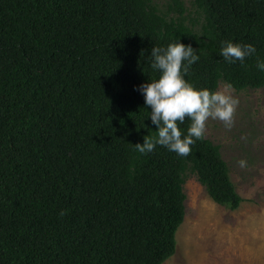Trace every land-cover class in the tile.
I'll return each instance as SVG.
<instances>
[{
  "label": "trees",
  "instance_id": "obj_1",
  "mask_svg": "<svg viewBox=\"0 0 264 264\" xmlns=\"http://www.w3.org/2000/svg\"><path fill=\"white\" fill-rule=\"evenodd\" d=\"M179 40L196 88H264V0H0V264H165L188 173L241 206L206 135L186 157L135 149L156 136L138 90L159 77L151 49ZM223 41L257 51L229 63Z\"/></svg>",
  "mask_w": 264,
  "mask_h": 264
},
{
  "label": "rangeland",
  "instance_id": "obj_2",
  "mask_svg": "<svg viewBox=\"0 0 264 264\" xmlns=\"http://www.w3.org/2000/svg\"><path fill=\"white\" fill-rule=\"evenodd\" d=\"M219 90L239 100L234 124L229 129L209 119L205 135L220 147L244 201L237 210L219 205L188 173L185 221L176 254L165 264H264V88L237 91L221 84Z\"/></svg>",
  "mask_w": 264,
  "mask_h": 264
},
{
  "label": "clouds",
  "instance_id": "obj_3",
  "mask_svg": "<svg viewBox=\"0 0 264 264\" xmlns=\"http://www.w3.org/2000/svg\"><path fill=\"white\" fill-rule=\"evenodd\" d=\"M256 51L250 43L223 41L219 55L229 63L239 61L243 65ZM149 59L151 69L159 77L142 83L138 90L144 97L145 108L151 109L148 119L156 127V136L147 135L143 143L134 144L138 152L147 154L160 145L186 157L191 153L190 146L205 138L209 119L222 121L225 128L233 126L238 98L225 91L196 88L186 79L190 67L200 59L190 44L179 40L167 47L153 46ZM256 67L264 72V60L258 59ZM186 119L191 123L185 135L179 125Z\"/></svg>",
  "mask_w": 264,
  "mask_h": 264
},
{
  "label": "bare ground",
  "instance_id": "obj_4",
  "mask_svg": "<svg viewBox=\"0 0 264 264\" xmlns=\"http://www.w3.org/2000/svg\"><path fill=\"white\" fill-rule=\"evenodd\" d=\"M233 263V262H232Z\"/></svg>",
  "mask_w": 264,
  "mask_h": 264
}]
</instances>
